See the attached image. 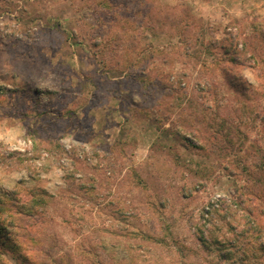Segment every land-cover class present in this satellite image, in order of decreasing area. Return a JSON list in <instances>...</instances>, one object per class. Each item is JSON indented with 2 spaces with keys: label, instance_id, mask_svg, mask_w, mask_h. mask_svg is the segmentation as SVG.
I'll return each instance as SVG.
<instances>
[{
  "label": "rangeland",
  "instance_id": "rangeland-1",
  "mask_svg": "<svg viewBox=\"0 0 264 264\" xmlns=\"http://www.w3.org/2000/svg\"><path fill=\"white\" fill-rule=\"evenodd\" d=\"M12 206L0 264H264V0H0Z\"/></svg>",
  "mask_w": 264,
  "mask_h": 264
},
{
  "label": "trees",
  "instance_id": "trees-1",
  "mask_svg": "<svg viewBox=\"0 0 264 264\" xmlns=\"http://www.w3.org/2000/svg\"><path fill=\"white\" fill-rule=\"evenodd\" d=\"M96 43H99V42H96ZM12 208L15 209V207L12 206L11 208H7L5 210H1L0 212H9V213L11 212L12 213V210H11ZM29 209H30V212H28V213H29V215H31V212L33 211L34 208H29ZM23 214H25V212L22 211V208H19V210L17 212V215H23ZM31 241H34L35 243H38V241L34 237L31 238ZM26 260H27V258H26ZM29 261H32V260L29 259L27 262H29ZM33 262H34L33 264H36L35 261H33Z\"/></svg>",
  "mask_w": 264,
  "mask_h": 264
},
{
  "label": "built area",
  "instance_id": "built-area-1",
  "mask_svg": "<svg viewBox=\"0 0 264 264\" xmlns=\"http://www.w3.org/2000/svg\"><path fill=\"white\" fill-rule=\"evenodd\" d=\"M209 208L207 207V209L206 210H208Z\"/></svg>",
  "mask_w": 264,
  "mask_h": 264
}]
</instances>
